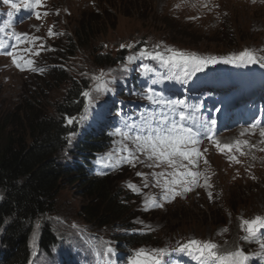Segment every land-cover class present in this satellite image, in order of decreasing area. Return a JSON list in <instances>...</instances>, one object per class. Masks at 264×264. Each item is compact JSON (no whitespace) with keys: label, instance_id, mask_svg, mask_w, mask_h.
Instances as JSON below:
<instances>
[{"label":"rangeland","instance_id":"1","mask_svg":"<svg viewBox=\"0 0 264 264\" xmlns=\"http://www.w3.org/2000/svg\"><path fill=\"white\" fill-rule=\"evenodd\" d=\"M44 2L46 7H41L38 11L41 13L47 11L48 16H42L37 20L34 16L29 18V14L21 10L14 16L16 21L14 30L43 37L45 48L54 51L42 50L39 56L33 57L35 67L46 69L43 73L20 71L12 64L10 57L0 56V114L14 112L17 108L23 110L28 107V100L52 112L58 102L65 97L72 81L77 80L81 85L89 86L92 83L90 77L101 70L111 71V77L115 78V82L110 85L113 91L98 97L88 120L81 125L75 123L71 125L78 127L76 137L81 136L85 129L90 131L96 127L108 129L110 126L112 132L120 125L122 115L135 118L137 113L151 109L150 102L143 98V93L149 86L172 99H185L188 94H198L199 98L191 103L204 104L200 109L203 110L202 116L209 122L212 119L216 120L215 140L221 144L247 140L250 145H254V147L243 146L244 155L235 149L232 153H220L214 141L204 139L199 145L203 155L199 160L198 170L209 177L210 188L195 187L190 192L176 196L170 202L159 201L161 188L153 186L154 179L151 173L164 171L166 166L149 168L145 164L136 163L135 167L124 164L118 169L109 167L103 170L112 173L114 177L118 175L122 189L138 197L134 201V209L137 214L143 213L137 217L134 224L140 232L157 236L155 244L141 247L171 248L175 247L177 242L184 243L195 238L211 240L222 246L227 241L228 247L239 245L249 254L260 252L258 243L240 240L244 233L239 228L241 218L252 219L257 215L264 216V151H261L264 149V144L260 143L262 139L260 131L241 126L231 111H225L224 102L205 103L204 98L211 100L212 96L209 93L202 95V92L215 91L227 83L230 87L236 85L232 89H237L238 85L245 83L249 78L255 80L264 76V67H260L259 63L248 66L229 64L230 70H227L224 67L225 63H215L208 65L184 83L163 80L161 83L152 84L151 81L166 68L162 65L156 68L153 62L157 61L151 59L136 60L127 64L126 57L138 53L142 48H147L149 51H163L166 47L200 56L215 57H225L247 48L264 57V0H44ZM204 4H207V7H204ZM9 10L10 6L0 0V23L7 19ZM83 12L87 13L85 20L90 18L89 13L102 16L108 12L116 18L115 29H109L103 36L97 37V50L94 52L100 55L110 54L113 58L116 56L117 63L99 65L91 52L77 50L74 42L71 45V41H75L73 34L82 21ZM163 15L167 16V20L173 19L174 22L183 23L189 31H181L179 35L177 28L162 23L161 17H165ZM49 28L58 35L49 37ZM39 43L37 42L38 45ZM122 44H131L133 48H121ZM156 45H159V48H154ZM144 63L153 67L154 73L148 76L142 75L141 65ZM125 64L127 70L123 68ZM57 69L65 72L69 80L50 81L54 70ZM230 72L234 78L242 76L241 80L230 83L231 76H225ZM82 73H86L87 76L81 75ZM134 79L137 82L136 86ZM255 82L249 81L246 85L250 84L253 90L259 87ZM124 94L128 96L125 97ZM255 94L263 95L262 92ZM116 107L120 108V112L115 113ZM246 129H249L247 134L241 136V132ZM253 132L255 134H252ZM76 137L73 139L74 142L77 140ZM111 138L112 142L114 139H119L113 136ZM112 142L104 153L111 150ZM69 149L72 150L73 147ZM230 154L235 155L240 163L231 161ZM74 159L75 157H71V161ZM140 159L144 160V156L141 155ZM205 159L207 164L204 162ZM68 162L67 158L66 163ZM98 166L102 167L99 164ZM137 172L147 173V181L144 177L137 176ZM145 182L148 183V187H144ZM128 183L140 188L141 193L133 192L127 187ZM203 183L201 177L200 184ZM235 190H239L238 197L230 201L231 198L228 196ZM209 192L212 193L211 199ZM149 196H155L163 203V207L145 210V199ZM55 202V211L48 216V220L56 233L62 235L61 241H64V244L60 246L61 249L59 246L55 248L57 251L54 258L39 252L37 243L40 228L37 230L35 227L31 236L32 244L35 246V260L31 264H94V257L89 247L83 246V251L77 245L78 241L83 245L85 243L71 227L73 224L84 230L86 237L97 240L102 238L110 242L116 250V255L113 257L115 264H126L127 257L133 250L138 249L118 247L123 245L117 237L121 225H116L112 229L87 223L81 215L82 208L87 202L80 196L75 186L63 187ZM150 212L152 215H149ZM225 228L228 229L227 232L223 231ZM66 250L73 255L70 258L71 254L68 252L66 256L68 259L63 263L62 254ZM172 257L180 259L187 256L174 253ZM187 262L195 263L190 258H187ZM180 264H184L182 260Z\"/></svg>","mask_w":264,"mask_h":264},{"label":"snow or ice","instance_id":"2","mask_svg":"<svg viewBox=\"0 0 264 264\" xmlns=\"http://www.w3.org/2000/svg\"><path fill=\"white\" fill-rule=\"evenodd\" d=\"M3 3L9 5L10 10L7 12V19L0 23V56L10 57L12 64L20 71L30 70L43 73L46 69L35 67L33 57L39 56L42 50L54 51V49H46L41 36L15 31L14 16L21 10L29 14V18L34 16L37 20H40L42 16H48L47 11L43 13L38 11L39 8L46 7L44 0H3ZM204 7H207V4H204ZM37 31H39L38 28ZM55 35L58 34L49 28L48 36ZM37 42H40L39 45ZM121 48L131 49L133 45L122 44ZM154 48H159V45ZM143 59L155 60L168 69L166 74L162 73L153 79L152 84L161 83L163 80L184 83L188 78L203 71L208 65L215 63L237 66L259 63L260 67H264V57L258 56L254 50L247 48L225 57L200 56L170 47H166L163 51H149L147 48H142L138 53L126 57L127 64ZM127 64L123 66L124 70H127ZM141 73L148 76L154 73V69L144 63L141 65ZM81 75L87 76L86 73ZM90 79L92 83L80 93L83 97V110L78 117H66L68 126L74 123L83 124L92 114L98 97L113 91L110 85L115 82V78L111 77V71L101 70L98 74L92 75ZM143 98L150 102L152 108L137 113L135 118L129 115L121 116L120 125L109 133L110 136L119 137V139L113 140V147L110 151L97 157L96 163L102 166L98 174H106L103 168L118 169L124 164L135 167L136 163H142L149 168L166 166L164 171L153 172L151 175L154 179L153 186L161 188L159 201L170 202L176 196L190 192L195 187H211L209 177L198 170L199 160L203 155L199 145L204 139L214 141L220 153H232L235 149L244 155L243 146L254 147L247 140H236L233 144H221L215 140L214 130L217 122L215 119L209 122L200 114V109L203 106L201 102L190 104L185 99H172L166 97L162 92H157L151 86L145 90ZM256 128H259L262 138L260 143L264 144V126H261L259 120L249 126V129L252 130ZM249 129L241 132L240 135L247 134ZM76 135V132H71L66 137L69 145L72 144ZM141 155L144 156V160L140 159ZM229 159L240 163L235 155L230 154ZM204 162L207 164L206 159ZM137 176L144 177L147 181V173L137 172ZM201 177H203V185L200 184ZM148 186V183L145 182L144 187ZM127 187L137 194L141 193V189L132 183H128ZM208 195L211 199L212 193L209 192ZM159 201L155 196L147 197L145 210L163 207V203ZM35 227L39 230L41 227L39 222ZM71 227L89 247L94 257V264H115L113 257L116 255V250L110 242L102 238L97 240L86 237L84 230H81L78 225L73 224ZM239 228L244 233L240 240L258 243L260 252L249 254L239 245L228 247L227 241L222 246L211 240L193 238L184 243L177 242V245L171 248L147 249L141 247L135 249L127 257L126 264H178L171 259L174 253L184 254L195 264H250V261L256 257L264 259V231H262L264 230V216L257 215L252 219L241 218ZM223 231L227 232L228 229L225 228ZM35 235L34 233V241Z\"/></svg>","mask_w":264,"mask_h":264},{"label":"trees","instance_id":"3","mask_svg":"<svg viewBox=\"0 0 264 264\" xmlns=\"http://www.w3.org/2000/svg\"><path fill=\"white\" fill-rule=\"evenodd\" d=\"M82 15L71 45L74 42L77 50L91 52L99 65L117 63L116 56L94 52L97 50V37L115 29L116 18L108 12L102 16L89 13L87 20V13ZM163 16L162 23L177 28L179 35L181 31H189L183 23ZM153 63L156 68L161 66L158 62ZM224 67L226 69L230 65L225 64ZM53 74L50 81L69 80L60 69L54 70ZM133 82L136 86L135 79ZM86 88L87 84L72 81L65 97L52 112L28 100V107L23 110L17 108L14 112L0 114V264H31L35 260L31 236L37 222L41 225L37 249L54 258L55 248L63 245L64 241H61L62 235L52 228L48 216L55 211V201L62 188L68 186H75L80 196L86 199L81 215L87 223L112 229L121 225L117 235L123 244L120 246L139 248L156 243L157 236L140 232L134 224L143 213L137 214L134 209L133 204L138 197L122 189L118 175L114 177L104 170L106 174H98L101 167L96 160L110 147L111 127L85 129L81 136H75V142L68 144L66 137L71 132L78 133V127L68 126L66 117L78 116L82 112L83 97L80 93ZM118 112L120 108L116 107L115 113ZM71 147L72 150L69 149ZM71 157H75L74 161ZM238 191L228 196L230 201L238 197ZM78 242L84 251L83 246L87 245ZM250 264H263V259L257 257Z\"/></svg>","mask_w":264,"mask_h":264},{"label":"clouds","instance_id":"4","mask_svg":"<svg viewBox=\"0 0 264 264\" xmlns=\"http://www.w3.org/2000/svg\"><path fill=\"white\" fill-rule=\"evenodd\" d=\"M118 247H120L121 249L129 248V247H125V246H118Z\"/></svg>","mask_w":264,"mask_h":264}]
</instances>
